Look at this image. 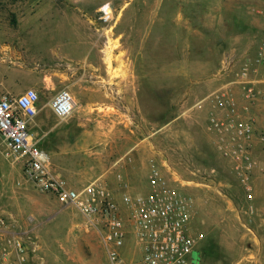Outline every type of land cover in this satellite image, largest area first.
Returning <instances> with one entry per match:
<instances>
[{"label":"rangeland","instance_id":"obj_1","mask_svg":"<svg viewBox=\"0 0 264 264\" xmlns=\"http://www.w3.org/2000/svg\"><path fill=\"white\" fill-rule=\"evenodd\" d=\"M255 27L264 28V0H0V85L14 96L36 89L46 110L59 91L72 94L70 118L43 111L31 125L46 134L41 148L67 186L101 178L118 194L146 192L145 166L160 153L190 183L191 233L200 238L194 264H255L260 252L264 264V114L234 84L246 63L253 74L264 68L246 46ZM251 35L258 50L264 31ZM226 84L256 131L252 198L207 130L210 107L195 108ZM257 91L264 100V88ZM135 156L138 170L111 179ZM56 160L83 172L64 175ZM0 208L38 238L46 264H110L99 233L1 154ZM123 253L142 264L132 242Z\"/></svg>","mask_w":264,"mask_h":264},{"label":"built area","instance_id":"obj_2","mask_svg":"<svg viewBox=\"0 0 264 264\" xmlns=\"http://www.w3.org/2000/svg\"><path fill=\"white\" fill-rule=\"evenodd\" d=\"M253 64L264 66V39ZM252 72L251 65L246 63L234 82L242 89L248 104L260 95ZM40 102V94L34 88L14 96L0 86V154L20 164L25 177L39 192L78 212L84 218V227L99 233L110 264H134V260L127 262L123 253L129 242L134 244L136 253H141L142 264H194L192 257L200 238L191 233L195 200L186 190L190 183L182 180L159 153L148 164L146 192L118 194L101 178L80 189L70 188L51 171V158L31 131L40 113ZM76 105L66 89L48 103L60 121L70 118ZM207 106L210 107L207 130L215 135L218 152L232 163L233 174L252 198L258 166L252 151L256 138L254 125L244 119L229 84L195 104L198 110ZM259 143L264 146V133L259 136ZM6 214L0 208V264H46L38 238L21 233L16 229L18 221Z\"/></svg>","mask_w":264,"mask_h":264},{"label":"crops","instance_id":"obj_3","mask_svg":"<svg viewBox=\"0 0 264 264\" xmlns=\"http://www.w3.org/2000/svg\"><path fill=\"white\" fill-rule=\"evenodd\" d=\"M259 28H257V27L252 28V32H250V33L251 34H258V35H260V33L262 34V32L264 31V28L263 29L261 27H259ZM251 34H246L247 35L245 37L246 38V46H247L248 49H250V48L254 49L253 51H255L254 53H256V51H257L256 50L257 43L255 42V39H253V36ZM56 56H57V58L64 57V56H62V54L60 56L59 55H56ZM20 59H22V55L20 56ZM255 71L258 72L257 70H254V72ZM252 79H254L256 82H258L257 85L260 88H264V68H260V73L253 74V72H252ZM0 86L3 87V83ZM2 89L4 90V87ZM250 108L253 109V111L255 113H257V114H264V100L261 99V97H260L258 100H256L254 102V105L253 106H250ZM43 111H45L47 113H48V111L49 112H52L51 109L46 110L45 108H40V113L39 114H41ZM53 129H56V128H53ZM34 133L39 137V139H40L41 142H42L43 138L46 136V134H41L39 131H36ZM82 139L84 140L85 138L83 137ZM41 142H40V145H41ZM71 142H73L75 145H77V144H79L82 141L81 140H78V138H76V141L75 142H74V140L73 141L71 140ZM144 161H145V159L141 160V162H140L141 163V166L143 168H144ZM138 162H139L138 157L135 156L134 161H132V163H129L125 167V169L120 170L118 173H116L114 176H112L111 179L114 180L115 177L117 176V174H120L122 171L124 172V174H126L125 176L129 177V174H132V173L135 172V170H138L137 167L140 165ZM59 164H61V162H59V161L57 162V160H56V163H54L55 171L62 172V174H64V175H70V176L78 175L79 176L81 174V172H83L82 169H78V168H76V169H70V168H67V166L64 165V163H62V165H59ZM52 168H53V165H52ZM146 169L148 170V164H147V167L145 166V170ZM56 176L59 177V175H56ZM259 255H261V252L259 253ZM259 255H256V258H260V257H258ZM256 258H255V264H262V262H260V261L258 262V260H256Z\"/></svg>","mask_w":264,"mask_h":264},{"label":"bare ground","instance_id":"obj_4","mask_svg":"<svg viewBox=\"0 0 264 264\" xmlns=\"http://www.w3.org/2000/svg\"><path fill=\"white\" fill-rule=\"evenodd\" d=\"M106 11H109L108 8L106 9Z\"/></svg>","mask_w":264,"mask_h":264},{"label":"water","instance_id":"obj_5","mask_svg":"<svg viewBox=\"0 0 264 264\" xmlns=\"http://www.w3.org/2000/svg\"><path fill=\"white\" fill-rule=\"evenodd\" d=\"M198 259H200V257H198Z\"/></svg>","mask_w":264,"mask_h":264}]
</instances>
